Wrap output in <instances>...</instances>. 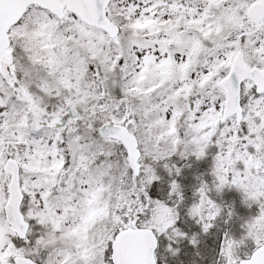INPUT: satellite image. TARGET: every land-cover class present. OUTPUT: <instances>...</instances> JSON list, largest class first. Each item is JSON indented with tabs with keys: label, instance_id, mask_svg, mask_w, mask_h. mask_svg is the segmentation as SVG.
Listing matches in <instances>:
<instances>
[{
	"label": "snow or ice",
	"instance_id": "snow-or-ice-1",
	"mask_svg": "<svg viewBox=\"0 0 264 264\" xmlns=\"http://www.w3.org/2000/svg\"><path fill=\"white\" fill-rule=\"evenodd\" d=\"M0 264H264V0H0Z\"/></svg>",
	"mask_w": 264,
	"mask_h": 264
}]
</instances>
